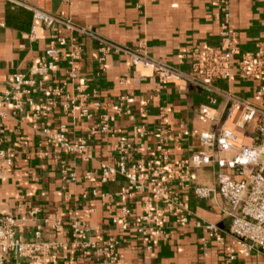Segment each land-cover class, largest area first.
Listing matches in <instances>:
<instances>
[{"label":"crops","instance_id":"crops-1","mask_svg":"<svg viewBox=\"0 0 264 264\" xmlns=\"http://www.w3.org/2000/svg\"><path fill=\"white\" fill-rule=\"evenodd\" d=\"M31 7L67 19L118 45L139 48L193 82L189 86L177 80L159 83L152 67L135 66L122 52L109 53L105 69L99 71L96 41L91 35L59 23L54 30L45 28L33 16ZM229 9L228 25L238 46L232 59L235 64L241 54L255 49L256 41H264V0H229ZM223 20L218 0H0V100L11 89L13 73H26L37 63L52 33L64 38L74 36L83 49L76 65L78 82L87 84L86 95L77 99L73 113L63 110V93H48L50 84L66 79L67 44L56 62L57 70L42 76L38 90L31 93L39 118L25 102L23 110L14 116L9 101L0 106L6 127L1 146L12 158L9 166L0 159V216H22L17 227L26 240L59 242L58 250L46 258L45 264H66L68 260L76 264H227L224 258L230 243V224L218 191L209 198H197L193 189L180 188L177 178L172 177L169 184L186 201L188 221L182 223L169 215L164 224L166 237L143 235L132 227L122 231L112 217L128 206V222L137 219L146 210L147 199L154 198L149 180H145L144 190L121 196L118 189L126 183L125 176L102 184L99 173L101 163H114L118 158L115 145L121 140L131 145L126 151L131 160L144 156L162 165L169 176L175 174L177 162L202 147L199 134L221 123L233 128L237 146L255 142L257 134L250 123L245 128L236 127L240 112L226 115V95L263 107L264 95L257 96L255 89L264 79L251 74L241 77L234 65L229 79L207 81L193 64L194 48L202 55L218 45ZM65 91L77 94L72 85ZM201 106L207 108L208 116L199 111ZM85 107L89 115L79 116ZM44 120L55 128L64 125L70 140H85L90 157L49 144L40 131ZM103 124L107 129L102 131ZM158 145L167 154L165 162L159 157ZM236 153L229 150L221 157L229 159ZM62 162L77 175L75 180H65ZM87 170L92 173L90 179L84 178ZM223 170L236 179L244 178L232 168ZM144 171L152 176L150 170ZM218 171L212 161L193 168L192 175L197 183L215 185ZM101 195L107 198L102 200ZM151 204L152 208L156 205ZM73 220L84 223L96 240L110 236L118 239L115 263L107 256H96L93 250L81 253L74 249L69 227ZM196 221L217 224L223 241L209 238L204 242L207 234ZM236 259L233 264H264V252L253 251L248 257L238 254ZM7 264L37 263L11 259Z\"/></svg>","mask_w":264,"mask_h":264},{"label":"built area","instance_id":"built-area-1","mask_svg":"<svg viewBox=\"0 0 264 264\" xmlns=\"http://www.w3.org/2000/svg\"><path fill=\"white\" fill-rule=\"evenodd\" d=\"M219 10L222 11L224 20L221 24V38L217 46L210 47L198 54L197 48L192 51L195 54L194 65L200 69L201 74L207 81L213 79L227 80L232 75L234 65L241 77L249 74L259 76L264 79V41H256L255 49L251 52L241 54L239 58L232 62L234 55L238 52V46L235 44V34L228 25L230 15L229 0H218ZM33 16L40 21L45 28L55 29V24H62L72 31L86 33L91 35L96 41L98 51L97 66L99 71L105 69L104 62L107 55L111 52H122L130 56L131 63L135 66H150L153 68V74L159 83H165L167 80H177L189 86L193 79L185 75L174 67L166 65L159 59H152L139 48H127L118 45L113 41L94 34L86 29H81L71 23L69 20H61L54 14L45 12L41 9L31 7ZM67 44L70 52L66 57L67 70L66 79L59 84H50L48 93L57 95L63 93L62 108L65 111L74 112L77 105V99H84L87 84L78 82L79 71L76 60L81 57L82 47L74 36L64 38L52 33L49 37L44 53L36 64L30 66L28 72H15L10 84L11 89L5 91L1 97L0 106L9 101L11 104L10 114L14 116L18 111L23 110L24 103L32 106L34 116L39 118L40 111L34 104L32 92H36L41 85V77L48 72L56 71V62L60 58L62 47ZM72 85L77 92L65 91L66 87ZM65 91V92H64ZM257 96L264 95V82L255 89ZM24 97V101L22 100ZM228 107L226 115L234 112H240L235 125L238 128H245L247 124L252 125V130L257 134L253 144L236 145V135L233 128L225 123H221L209 132H201L199 135L202 147L193 153L188 159L180 160L175 165V174L169 176L164 167L160 164L155 165L153 160H146L144 156H139L136 160H131L126 153L130 144L119 141L115 148L118 158L114 163L104 161L100 164V182L102 184L113 182L119 175H124L126 183L118 189V194L123 196L133 190H144L145 180H149V185L154 191V198H148L146 210L141 213L137 219L128 222V216L131 208L121 207L119 216L112 217L114 223L119 222L121 230L133 228L138 234L163 235L166 237L168 232L164 230L167 217L173 215L179 222L185 223L189 218V209L187 203L183 200L179 191L172 189L170 180L177 178V184L180 188H191L197 198H209L212 193L218 191L225 206V213L229 218V246L225 255V262L233 264L238 254L248 257L253 251L264 252V106H258L248 100L234 97L227 93ZM98 105V102L94 103ZM199 111L208 116L207 108L201 106ZM87 108H82L79 116H88ZM5 114L0 108V159L5 166L12 164V158L1 146L3 143V134L6 130L3 122ZM105 118V117H104ZM103 124L101 130H106ZM40 131L47 142L57 144L60 149L66 152L80 154L90 157L88 144L85 140H70L66 136V128L60 125L55 128L49 121L44 120ZM161 161H167V154L162 151L161 145L157 146ZM229 150H235L237 153L225 159L221 157L222 153ZM215 161L218 166L216 184H200L194 181L192 175L193 168L200 167ZM232 168L244 178L236 179L223 169ZM144 169L151 171V177ZM61 173L66 181L75 180L76 174L62 162ZM92 173L87 170L84 173L85 179H90ZM94 195L97 191L92 190ZM102 200L107 195H101ZM152 202L156 203L152 208ZM158 202L161 205H157ZM22 216L6 214L0 216V264H7L13 260H29L37 264H45L46 258H50L53 252L59 248V242L26 240L17 227V220ZM197 225H202L209 238H214L217 242L223 241V236L219 227L214 222L203 223L196 221ZM72 242L74 249L79 252L93 250L96 256H107L110 262L115 263L117 256L118 239L110 236L103 240H96L88 233V227L78 220L70 223ZM38 231L36 234L38 235ZM66 264H76L68 260Z\"/></svg>","mask_w":264,"mask_h":264}]
</instances>
